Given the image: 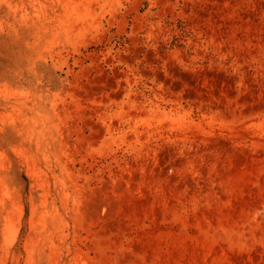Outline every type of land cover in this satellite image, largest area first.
I'll list each match as a JSON object with an SVG mask.
<instances>
[{
  "label": "rangeland",
  "instance_id": "374dc122",
  "mask_svg": "<svg viewBox=\"0 0 264 264\" xmlns=\"http://www.w3.org/2000/svg\"><path fill=\"white\" fill-rule=\"evenodd\" d=\"M0 264H264V0H0Z\"/></svg>",
  "mask_w": 264,
  "mask_h": 264
}]
</instances>
